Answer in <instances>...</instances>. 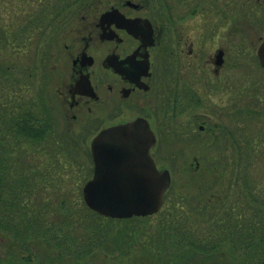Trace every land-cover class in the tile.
Listing matches in <instances>:
<instances>
[{
  "label": "trees",
  "instance_id": "16d2710c",
  "mask_svg": "<svg viewBox=\"0 0 264 264\" xmlns=\"http://www.w3.org/2000/svg\"><path fill=\"white\" fill-rule=\"evenodd\" d=\"M36 1L38 13L25 7ZM66 1L27 0L10 20L1 16L0 5V231L13 241L5 257L0 254V264H91L89 259L100 253L123 259L133 252L150 256L146 264H228L230 258L243 264H264V180H246V173L241 177L249 163L243 155L259 149L263 154L264 126L262 134L253 138L257 140L254 147L234 148V177L225 191H214L213 184L205 181L193 196L176 198L169 190L162 209L152 216L108 218L91 210L83 198L81 209L72 203L63 206V201L51 208L42 193H34L43 183L48 187L50 181L57 182L53 175L58 171L51 169L50 161L37 162L27 173L25 165L18 167L19 157L34 151L25 150L22 144L34 142L42 130L36 112L41 92L30 83L37 60L18 65L19 55L31 45L40 49L49 29L59 21L61 25L67 22L64 15L73 4L62 11ZM246 2L249 17L250 10L261 7L262 17L250 21L262 26L264 33V0ZM39 61L43 55L36 64ZM254 92L248 102L264 101L260 90ZM211 128L215 130V125ZM152 217L158 223L148 236L147 222ZM115 225L120 226L115 230ZM81 227L83 231L78 230ZM224 253L230 258L222 257Z\"/></svg>",
  "mask_w": 264,
  "mask_h": 264
},
{
  "label": "flooded vegetation",
  "instance_id": "af4514ba",
  "mask_svg": "<svg viewBox=\"0 0 264 264\" xmlns=\"http://www.w3.org/2000/svg\"><path fill=\"white\" fill-rule=\"evenodd\" d=\"M85 10L87 13L81 15ZM77 13L76 19L65 24L60 48L52 53V61L44 63L56 72L54 78L52 75L55 84L54 90L44 94L43 88H38L41 100L36 112L42 130L34 147L48 149L51 159L80 166L84 171L87 160L84 164L76 160L85 153L93 167L91 144L97 136L142 118L155 137L151 156L159 171H164L159 166L157 148L167 141L164 135L174 118L175 144L179 146V107L183 108L184 102L193 103L192 107L203 101L212 104L216 95L230 88L220 76L226 50L222 64H216L217 54L204 63L209 76L197 77L194 87L186 82L190 77L179 76V68L181 73L191 75V64L200 62L183 61L184 31L179 32L169 19L170 8L165 0H89L88 6L84 4ZM243 88L238 89V97L224 101V111L235 115L246 111ZM200 126L204 127L200 130L206 129L204 124ZM227 136L236 143L234 131H227ZM85 173L83 179H89Z\"/></svg>",
  "mask_w": 264,
  "mask_h": 264
},
{
  "label": "rangeland",
  "instance_id": "374dc122",
  "mask_svg": "<svg viewBox=\"0 0 264 264\" xmlns=\"http://www.w3.org/2000/svg\"><path fill=\"white\" fill-rule=\"evenodd\" d=\"M88 1H66L64 3L65 6L61 7L62 11H66L70 4L73 5L65 13V19L68 18L67 21L71 18L76 19L77 12L84 4L88 6ZM165 1L168 2L170 8L169 19L175 23L174 26H178L179 32L184 31L183 39L185 44L183 43V45L185 51L183 53V61L187 63L191 61L200 62V66L198 64H191V75L181 73L182 69L179 68V76L190 77L186 82H191L196 87L195 79H198L197 77L203 75L209 76V71L204 69V63L213 59L217 52L223 49L226 50L225 67L224 69L222 68L220 76L226 79V84L230 88L216 95L212 104L209 101H203L198 107L195 106V108L191 105L193 103L184 102L183 108L179 107V146L175 144L176 120L174 118L172 121H169L167 133L164 135V139L167 137V141H163L162 138L160 141H163V143L158 144L159 166L170 171L171 186L169 192L173 197L196 195L203 181L206 184L212 183L214 191H225L227 185L233 179L232 177H234L232 176V163L237 158L234 148L244 147L245 149H249L250 147H254L257 141L253 142L254 136L261 135L263 132V100L258 102V98L256 97L257 99H254V101H247L246 111L244 113L243 111H238V115H235L232 111L231 113L224 111L226 104L224 101L237 96L238 89H242L244 86L243 94L247 100L249 99V95L253 96L255 94V90H260V95L264 96V69L257 60V50L262 39H264V33L263 29L261 30L262 26L254 25L250 21L252 18L256 20L261 16V7L257 10H250L249 15L251 16L249 17L247 11L248 5L247 2L244 3V0ZM26 2L27 0H3V2H0L3 8L1 16L5 20L12 19L16 16L17 11L22 8V3ZM240 2L243 3L241 4ZM25 7L33 9L32 12L38 13L39 4L37 1L28 3ZM86 13L87 11L85 10L81 15ZM59 22L49 29L47 35L43 38L44 41L40 49L36 45H31L29 49L19 55L20 64L18 65L24 64L26 66L27 64L30 65V63L33 64L34 60L38 61V57L43 55V61H39V64H36L37 61L35 62V68L38 66V69L36 68V73L30 82L32 83V89L43 88L42 94L47 93L48 90H54L52 87L55 84L53 83V78L56 72L48 64L44 63L52 61L51 55L60 48V46L58 47L60 37L65 33V24L69 23L65 22L64 25H61ZM73 30L74 28L71 29V33ZM67 34H70V32H67ZM178 39L179 37L176 36V42ZM191 49L193 52L189 54ZM198 67L201 68L199 74H197ZM43 76H46L45 80ZM210 76L215 78L212 73ZM17 77L20 78V76ZM25 89L27 90L28 87H25ZM30 92L33 95V90ZM251 98H254V96ZM179 100L181 103L182 100ZM197 111L199 112V116L195 115ZM203 124L206 129L200 130L199 125ZM214 125L215 130L211 131L212 129L209 128ZM230 130L232 133L233 131L235 132L236 140L241 139L239 143H231L230 138L227 136V131ZM22 147L25 150L34 149L33 152H26L19 157L18 167L20 169L25 165L24 173L29 172L28 170L32 165L35 167L37 162L46 163L55 160L51 159L48 149L36 148L31 141L23 143ZM262 150L263 154L260 153L261 149H259L255 153L247 151L246 157L243 155V159L246 158V161H249V163L247 162V170H242L241 177H244L246 173V180H264V149ZM84 154L76 160V162L83 164L87 160V170L83 166L84 171L77 165L61 164L57 160L49 162L51 169L54 168V170L58 171L53 175V177H56L57 182L54 180L53 184L50 181L47 184L48 187H45V183H43V188L34 191V193H42L46 200V203H44H49L48 205L51 208L56 207L59 201H63V206L71 205L72 203L77 209L83 208L82 188L88 179H83L82 175L86 174L85 172L89 175L92 168L90 159ZM59 159L65 162L63 157ZM37 200L33 198L32 202H37ZM157 223L156 217L148 220L147 235L149 234V229H154ZM119 226L115 225L114 229L116 230ZM149 226L151 227L149 228ZM78 230L83 231L82 227ZM12 243L13 241L9 240L6 234L0 231V254L2 257H5V254L10 251ZM221 256L230 258L229 256L231 255L224 253ZM149 257L148 255H143L142 252H133L129 258L118 259L106 257L104 253H100L96 258L89 260H91V264H146ZM197 258L200 259L198 256ZM230 259L231 261H227L228 264H233V262L243 264L238 260ZM154 264L160 263L155 262Z\"/></svg>",
  "mask_w": 264,
  "mask_h": 264
},
{
  "label": "water",
  "instance_id": "95a60500",
  "mask_svg": "<svg viewBox=\"0 0 264 264\" xmlns=\"http://www.w3.org/2000/svg\"><path fill=\"white\" fill-rule=\"evenodd\" d=\"M257 56L264 68V39ZM222 63L220 50L216 64ZM154 143L153 132L142 118L94 139V174L83 188L84 200L91 210L113 219L147 217L159 212L171 186V175L167 170H158L150 154Z\"/></svg>",
  "mask_w": 264,
  "mask_h": 264
}]
</instances>
